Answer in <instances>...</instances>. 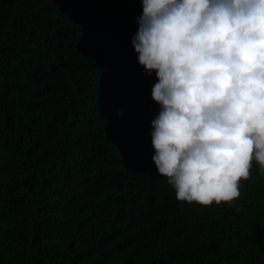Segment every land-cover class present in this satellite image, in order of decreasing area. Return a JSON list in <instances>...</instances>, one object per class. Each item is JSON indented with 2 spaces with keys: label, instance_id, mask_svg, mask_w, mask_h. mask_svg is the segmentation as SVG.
<instances>
[{
  "label": "trees",
  "instance_id": "trees-1",
  "mask_svg": "<svg viewBox=\"0 0 264 264\" xmlns=\"http://www.w3.org/2000/svg\"><path fill=\"white\" fill-rule=\"evenodd\" d=\"M140 0H0V264H264V175L178 201L151 156Z\"/></svg>",
  "mask_w": 264,
  "mask_h": 264
},
{
  "label": "clouds",
  "instance_id": "clouds-1",
  "mask_svg": "<svg viewBox=\"0 0 264 264\" xmlns=\"http://www.w3.org/2000/svg\"><path fill=\"white\" fill-rule=\"evenodd\" d=\"M131 37L155 71L151 160L175 198L231 203L264 175V0H140Z\"/></svg>",
  "mask_w": 264,
  "mask_h": 264
}]
</instances>
